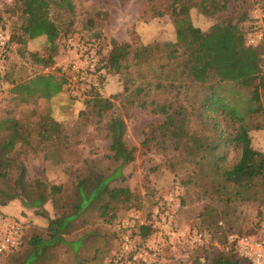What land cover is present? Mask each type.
Returning <instances> with one entry per match:
<instances>
[{
	"label": "trees",
	"instance_id": "16d2710c",
	"mask_svg": "<svg viewBox=\"0 0 264 264\" xmlns=\"http://www.w3.org/2000/svg\"><path fill=\"white\" fill-rule=\"evenodd\" d=\"M50 1L40 0L32 4L31 14H38L33 19L25 18L20 29L26 26L25 33L30 38L46 35L47 40L53 43L58 38V30L48 17ZM59 1L71 10L69 0ZM228 1L174 0L169 11L174 33L172 41L154 42L135 49H131L128 43L112 41L108 56H102L101 64L105 73L107 70L119 74L130 66V62L134 66L148 64L151 54L172 56L177 46L196 43L195 74L200 82L214 85L215 91L208 99H202L195 89L184 84L167 82L161 85L160 92L166 95V101L156 106L164 116L166 137L164 143L155 148V152L163 158L165 167L171 173L186 169V173L190 174L186 184H197L202 195L211 203L220 200L229 205L239 199L240 190L247 188L258 195L259 205L264 206V141L259 147L253 136V132L264 131V123L252 125L249 122L258 114L264 115V64L262 51L245 45V34L251 22L250 9L254 1L249 13L244 12L239 16L228 11ZM25 3V0H15L12 7L21 9ZM192 9H197L201 15L216 22L208 30L201 31L191 22ZM0 25L8 36V62L10 44L17 40L18 35H10L8 27L1 20ZM84 39L97 40L102 46L99 37ZM102 51L104 53L103 47ZM29 56L40 65L42 71L28 80L12 83L10 93L14 107L0 117V176L8 163L25 166L29 154L44 151L39 134L45 112L37 108L38 101L50 102L52 115L58 105L62 110L65 65L60 69L51 58L44 59L36 53H30ZM44 69L48 71L44 72ZM6 77L7 70L0 85ZM144 92L141 87L130 90L126 85L122 96L126 97L130 106L143 108L144 98L147 97ZM66 100L72 105L83 103L68 96ZM113 106L109 99L100 102L103 115L110 112ZM53 121L62 133V120ZM106 130L110 138L111 158L120 163L119 167L107 176L87 169L75 178L71 188L38 179L28 182L29 197L23 206L35 215L46 218L47 226L43 233H34L29 237L24 229L21 247L3 253L8 256L5 264H62V247L71 252L70 264H86L89 260L80 259L79 251L94 243L98 237L97 231L85 230L91 214L94 212L98 219L111 224L120 211L140 207V195L129 187L127 179L120 172L121 167L135 161L138 149L126 143L127 127L122 117H110ZM262 137L264 140L263 133ZM234 150L239 151L240 155L229 165L227 159ZM116 177H120L123 185H110ZM173 187L176 189L179 184L175 183ZM58 202L61 203L62 214L48 217L45 205ZM7 204V200L0 196V207ZM213 208L212 204H206L199 216L207 219ZM38 210L40 213H37ZM258 214L261 216L262 211H258ZM70 226L74 231L66 235L65 230ZM140 230L142 237L146 238L149 228L141 227ZM67 236L75 238L68 239ZM199 260L196 258L195 263L249 264L232 249L213 251L208 261L201 263Z\"/></svg>",
	"mask_w": 264,
	"mask_h": 264
},
{
	"label": "rangeland",
	"instance_id": "374dc122",
	"mask_svg": "<svg viewBox=\"0 0 264 264\" xmlns=\"http://www.w3.org/2000/svg\"><path fill=\"white\" fill-rule=\"evenodd\" d=\"M37 1L40 0H25L24 6L16 9L12 7L15 0H0V20L8 27L10 35H18L17 40L10 44L7 77L0 85V117L14 107L10 93L12 83L28 80L42 71L40 65L29 56L30 53L53 59L56 67L61 69L66 63V45L74 37H99L104 58L108 56L112 41L128 43L131 49H135L173 39L169 11L174 0H69L71 10L61 1L51 0L48 17L58 30V38L53 43L47 40L46 35L30 38L25 33L26 26L20 29L25 18L33 19L38 14H31L32 4ZM253 1L229 0L228 11L237 13V16L244 12L248 14ZM190 18L192 24L201 31L208 30L216 22L201 15L197 9L190 11ZM67 35L71 36L66 38ZM196 49L197 44L193 42L186 46L179 45L172 56L151 54L148 64L134 66L130 62V66L119 74L106 70L102 96L83 103H68L66 96H71L63 85L62 133L52 119L50 102L40 99L37 108L45 112L39 134L44 151L29 154L25 166L8 163L0 176V196L8 204L7 207H0V214L21 221L28 232L27 237L43 233L48 220L23 206L29 197L28 182L38 179L71 188L75 178L87 169L102 176L112 174L120 163L111 158L106 124L110 117L118 116L126 123V143L138 149L135 161L121 167L120 172L127 179L129 187L140 195V207L120 211L111 224L98 219L94 212L91 214L85 230L97 231L98 237L94 243L79 251L80 259L89 260L86 264H196V258L201 263L202 260L208 261L213 251H216L211 245L193 248L186 239L159 238L151 229L146 238L140 234V228L145 227L143 225L147 223L153 209L167 193L176 189L180 203L176 216L183 229H207L219 243H224L230 234L263 236L258 228L259 222L263 221V214L260 216L258 211H263L264 206L259 205L258 195L254 191L247 188L240 190L239 199L229 205L220 200L211 203L202 195L197 184H186L190 175L186 169L171 173L165 167L163 158L155 152V148L161 146L166 137L164 116L156 106L166 101V95L160 92L161 85L167 82L184 84L195 89L202 99H208L215 91L214 85L204 84L197 79L194 71ZM126 85L130 90L136 87L145 90L147 97L144 98L143 108L130 106L126 97L122 96ZM144 94L141 95L142 100ZM104 99L114 104L113 109L105 115L100 110V102ZM249 122L252 125L264 123L263 113L252 117ZM262 133L264 131L253 132L259 147L264 141ZM239 155V151H232L227 163L233 164ZM175 183L179 184L176 189L173 187ZM110 185L120 186L123 183L120 177H116ZM206 204H212L214 208L207 219H202L199 214ZM4 207L6 214L1 212V209L5 210ZM44 210L48 217H58L63 211L60 202L47 204ZM12 212L17 215H11ZM132 212L137 214L136 218L130 217ZM126 221L133 223V227L129 228L133 247L132 252L119 263L116 256L120 243L119 227ZM73 229L72 226L67 227L66 235ZM61 253L60 262L70 264V250L62 247ZM7 259V254H1L0 264H5Z\"/></svg>",
	"mask_w": 264,
	"mask_h": 264
},
{
	"label": "built area",
	"instance_id": "2783aa9c",
	"mask_svg": "<svg viewBox=\"0 0 264 264\" xmlns=\"http://www.w3.org/2000/svg\"><path fill=\"white\" fill-rule=\"evenodd\" d=\"M250 19V28L245 34V45L260 49L264 64V0H254L250 9ZM7 47L8 36L0 25V80L7 70ZM102 52V46L97 40H87L80 36L68 41L64 68L65 88L76 101L85 102L93 97L102 96L106 75L101 64ZM47 71L48 69H44V72ZM179 207L176 189L163 197L143 226L151 229L159 238L186 239L193 248L211 245L220 252L232 249L239 258L244 259L249 264H264V210L262 211L263 221L260 223V232L263 236L230 234L226 236L224 243H219L209 230L183 229L176 216ZM130 217L136 218L137 214L132 212ZM132 227L133 223L128 221L119 227L120 243L116 255L119 263L132 252V234L129 230ZM23 233L24 226L21 221L0 215V255L19 249L23 243Z\"/></svg>",
	"mask_w": 264,
	"mask_h": 264
},
{
	"label": "crops",
	"instance_id": "0c3cea01",
	"mask_svg": "<svg viewBox=\"0 0 264 264\" xmlns=\"http://www.w3.org/2000/svg\"><path fill=\"white\" fill-rule=\"evenodd\" d=\"M59 106L60 105H58V109L56 110V112H55V114L54 115H52V118L53 119H55V120H57V121H60V120H62V110L59 108ZM7 207V206H6ZM4 211L1 209V212H3L4 214H6L7 213V210H6V208L4 207ZM10 210V209H9ZM15 212H16V210H15ZM11 215H17L16 213H10Z\"/></svg>",
	"mask_w": 264,
	"mask_h": 264
}]
</instances>
